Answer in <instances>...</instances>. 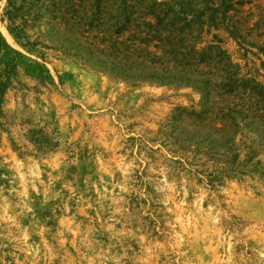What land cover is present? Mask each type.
Returning <instances> with one entry per match:
<instances>
[{
	"label": "rangeland",
	"instance_id": "obj_1",
	"mask_svg": "<svg viewBox=\"0 0 264 264\" xmlns=\"http://www.w3.org/2000/svg\"><path fill=\"white\" fill-rule=\"evenodd\" d=\"M33 1L0 0V264H264V103L238 83L264 85V0L207 13L222 67L187 71L141 23L115 45L112 5Z\"/></svg>",
	"mask_w": 264,
	"mask_h": 264
},
{
	"label": "trees",
	"instance_id": "obj_2",
	"mask_svg": "<svg viewBox=\"0 0 264 264\" xmlns=\"http://www.w3.org/2000/svg\"><path fill=\"white\" fill-rule=\"evenodd\" d=\"M8 8L13 10L15 8V0H7ZM41 0H34V3H39ZM51 0V7L62 8L63 4L71 5V11L75 12V8L79 6L78 2H83L84 0ZM219 6L211 5L209 0L205 1L207 3V9L204 11H199L196 9L195 1L184 2L188 7L177 9V0H93L91 4L92 12L94 13L95 20H92L91 25L95 22H101L103 20L104 13L110 5L116 9V23L114 24V35L117 40L114 39L115 45H125L123 41H119L125 32L130 31L131 26H137L139 23L146 30V36L140 37L141 42L146 44H152L155 41H159L160 44L168 45L173 48V54L178 61V66L183 68L185 71L190 70L193 65L192 61L198 65L211 64L216 62L217 66L222 67V49L217 45H210L208 48L198 49L196 42L199 40V35L196 32V27L199 30H203L205 23V17L208 13V24H216V16L218 13L226 15V13L234 10L232 0H218ZM252 0H239L235 4L244 6L245 4H250ZM179 3V4H184ZM107 7V8H106ZM207 11V12H206ZM139 15L149 18L140 22ZM11 30V29H10ZM198 30V29H197ZM144 32V31H143ZM11 33L14 37L13 30ZM142 33V32H141ZM165 34V35H163ZM197 34V35H196ZM196 35V36H195ZM195 40V43L193 42ZM116 47V46H115ZM114 47V48H115ZM159 47V46H158ZM0 48L5 49L7 45L2 35L0 34ZM216 50L217 55L212 56L209 51ZM117 58L122 54L120 51H116ZM237 81V79H236ZM239 89L241 93L248 94L249 97H257L260 102L264 103V85L258 82L254 78L240 77L238 79ZM211 81L205 83L204 91H207ZM0 106H1V96L3 94V88L6 87V83L3 79L0 83ZM232 92V89H231ZM229 92V93H231ZM264 111V106L262 107ZM2 108L0 107V112ZM242 115V112L239 111Z\"/></svg>",
	"mask_w": 264,
	"mask_h": 264
}]
</instances>
